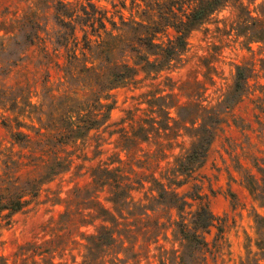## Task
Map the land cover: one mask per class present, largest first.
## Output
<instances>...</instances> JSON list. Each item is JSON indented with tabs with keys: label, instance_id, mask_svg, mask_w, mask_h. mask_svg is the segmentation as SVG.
<instances>
[{
	"label": "trees",
	"instance_id": "trees-1",
	"mask_svg": "<svg viewBox=\"0 0 264 264\" xmlns=\"http://www.w3.org/2000/svg\"><path fill=\"white\" fill-rule=\"evenodd\" d=\"M255 2L118 0L112 4L118 21L90 0H29L20 15L16 11L9 13L10 16L7 11L3 12L5 15L0 19L2 75L18 65L28 48L42 39L40 34L49 10L56 30L52 48H43L38 60L44 72L39 89L33 90L29 84L15 88L0 86V123L9 132L10 143L0 150V228L36 198L43 182L68 170L74 156L79 158V149L88 134L104 126L110 117L114 104L112 90L136 83L141 74L143 79L155 78L175 67L186 51L191 32L215 21L219 12L228 8L230 13L222 27L216 25L222 35L241 39L248 49L251 43H257L258 50L264 51V0L256 5ZM122 10H127L128 15L124 16ZM252 66L251 61H246L236 67L233 85L223 100L225 108L242 100L248 90ZM143 96L139 104L145 107L129 110L121 120L128 121V128L120 127L118 137L126 159H116L112 167L109 163L91 167L88 184L69 192V202L59 214L49 238L21 247L16 255L28 253L25 259H34L63 252L77 230L86 225V217H102L114 223L105 210L98 208L94 194L102 187L109 189L111 203L123 208L131 203L133 190L142 187L144 182H151L150 186L158 190L159 199L170 208L184 209L185 201L168 191L154 177V172L166 157V151L172 149V138L178 136L175 126L183 131L181 135L192 139V146L175 157L174 173L189 176L202 166L214 127L219 122L218 114L199 102L179 104L173 93L150 90ZM255 108L264 112L261 103ZM255 116L257 124L263 126L264 120ZM197 121H201L199 126ZM187 129H191V135L186 133ZM141 143L155 145L143 158L136 155ZM247 149L250 151L249 144ZM257 153L260 154L250 153L254 172L244 169L243 181L253 199L264 207V150ZM128 215L134 216L132 222L139 221L134 213L129 211ZM256 217H259L256 219L257 252L249 259V249L247 259L240 264H264V217L257 214ZM119 225L122 228L116 231V237L115 230L105 227L91 235L88 253L79 264H96L121 234L130 231L126 221L115 223ZM177 227L186 251L177 257L176 264H202L203 259L199 261L196 252L208 250L205 234L212 228H217L212 244L219 248L223 242L219 217L206 205H200L188 220L182 217ZM0 264H6L1 256Z\"/></svg>",
	"mask_w": 264,
	"mask_h": 264
},
{
	"label": "rangeland",
	"instance_id": "rangeland-1",
	"mask_svg": "<svg viewBox=\"0 0 264 264\" xmlns=\"http://www.w3.org/2000/svg\"><path fill=\"white\" fill-rule=\"evenodd\" d=\"M90 1L108 10V15L118 21L112 7L118 0ZM259 2L260 0H256L255 5ZM28 5L29 0H0V19L6 11L7 16L14 11L16 15H20ZM122 12L124 16L128 15L127 10ZM229 17V9L226 8L214 17L215 21L191 32L186 51L175 67L162 71L155 78L143 79L141 74L136 83L112 90L114 104L110 117L104 126L88 134L79 149V158L74 156L68 170L43 182L36 198L14 213L8 224L0 228V256L6 264H79L88 253V238L102 227L115 230L116 237V231L122 225L115 226V223L123 220L127 222L130 231L121 234L120 239L103 252L96 264H176L177 257L186 251L177 224L182 217L188 220L200 205H206L219 217L223 239L220 247L216 248L212 241L217 228H212L209 234H205L209 242L208 250L196 252L199 261L203 259L202 264H240L247 259L249 249V259L255 257V241L258 237L256 219L259 218L256 214L264 217V207L247 190L243 170L251 169L250 153L260 154L257 151L264 150V125L260 127L255 116L259 115L264 120V112L255 108L261 103L264 109V51L258 50L257 43H251L248 49L241 39L233 40L232 35H222L216 25L222 27V22L228 21ZM55 30L49 10L40 34L42 39L28 48L25 58L9 73L0 74V86L15 88L29 84L31 89H39L44 72L38 60L43 48H52ZM246 61L253 63L248 90L241 101L225 108L223 100L233 85L236 67ZM150 90L161 91L162 94L173 93L179 104L199 102L214 109L219 117L202 166L189 176L174 173L175 157L192 146V139L181 135L183 131L175 126L178 136L172 138V149L166 151V157L154 172V177L168 191H173L177 198L185 201L184 209L180 211L175 207L170 208L165 201L159 199L158 190L154 185L150 186L153 184L151 182H144L142 187L133 190L131 203L123 208L114 206L109 200V189L102 187L94 196L98 208L105 210L114 223L105 221L102 217H86V225L77 230L63 252L52 257L34 259H25L28 253L16 255L21 247L49 238L59 214L69 202V192L74 187L88 184L91 167L98 163H109L112 167L116 165L113 162L116 159H126L125 152L118 144V137L120 127L128 128V121L121 120L129 110L145 107V104L139 102ZM137 115L138 112L135 119ZM171 115L174 117V112ZM200 123L201 121H197L196 126ZM190 130H186L189 135L192 134ZM9 144V132L0 123V150ZM248 144L250 151L247 149ZM139 147L141 150L136 155L143 158V154L154 150L155 145L141 143ZM251 171L254 172L253 169ZM149 172L150 170H145V173ZM129 211L137 215L138 222H132L134 216H129Z\"/></svg>",
	"mask_w": 264,
	"mask_h": 264
}]
</instances>
